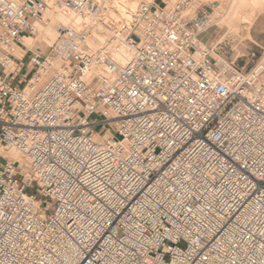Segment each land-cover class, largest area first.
Returning a JSON list of instances; mask_svg holds the SVG:
<instances>
[{"label": "built area", "instance_id": "built-area-1", "mask_svg": "<svg viewBox=\"0 0 264 264\" xmlns=\"http://www.w3.org/2000/svg\"><path fill=\"white\" fill-rule=\"evenodd\" d=\"M103 4L0 0V150L28 163L0 152V264H264L262 67L201 40L213 7L193 0L140 1L125 64L84 21L16 56L48 10ZM53 56L65 66L25 93Z\"/></svg>", "mask_w": 264, "mask_h": 264}, {"label": "bare ground", "instance_id": "bare-ground-1", "mask_svg": "<svg viewBox=\"0 0 264 264\" xmlns=\"http://www.w3.org/2000/svg\"><path fill=\"white\" fill-rule=\"evenodd\" d=\"M139 1L140 0H104L103 7L106 8L105 11H103L102 8L99 7L95 11V13L86 15L85 17H79L78 14H74L71 12L61 13L57 10H48L44 14L43 18L39 19L36 22V34H38V37L40 36L44 39L42 40L43 42L52 45L55 42L58 33L56 28L53 26L56 25V22H61L66 25L69 24L70 26L75 27L78 22L84 21L91 27L90 39L88 41L90 49L99 50L103 54H106L117 64H125L131 58V53L125 45L124 33L119 30V25L124 19H128L136 12ZM205 1L213 7V12L211 14L212 22H216L219 26L226 25L228 31L234 29L241 33L249 34L253 17L252 15L248 16V14L246 13V7H244V2H242V0ZM251 2L255 6V8H261L264 10V0H251ZM242 23L244 24L242 25ZM29 39L31 38H24V43L28 47ZM20 53L21 50L19 49L15 51L16 56H20ZM60 59L55 60L51 57L47 58L45 67L42 69H38L33 73L32 77L28 78L29 82L26 85L24 92L26 93L30 89L34 88L32 84H37L38 86L44 80L42 78L44 73H48V75L50 76L55 72L61 70L65 66L66 61L63 58ZM262 62L263 61H261V63L259 64L257 63L256 66L262 67L263 72L261 77H263L264 79V62ZM94 74H99L101 77L105 76V72L103 71V69L98 66H95L92 69L89 78H91ZM111 133L112 130H107L106 132L107 135ZM95 137L99 140L102 139V136H99L97 134L95 135ZM0 152L8 156L11 160H18L21 167L26 168L28 166L27 160L18 151L11 149L0 150ZM36 204L38 205L39 203L37 202Z\"/></svg>", "mask_w": 264, "mask_h": 264}, {"label": "rangeland", "instance_id": "rangeland-1", "mask_svg": "<svg viewBox=\"0 0 264 264\" xmlns=\"http://www.w3.org/2000/svg\"><path fill=\"white\" fill-rule=\"evenodd\" d=\"M140 1H147V0H140ZM242 2H244V7H246L245 10L248 16L252 15L253 17L252 18L253 20L250 25V30L255 29V28L258 29L256 24L258 25V23H261L260 28L263 32L261 34H258L256 32V35H259V37L262 38V42L260 44L263 46V48H261L260 46H258V44H256L255 36L250 34V30H249V34L241 33L234 29L228 31V28L226 27V25L219 26L216 22H215L216 26H213L208 32L200 34L199 38L203 41H208L211 37V33L214 31V35H215L214 43L216 42L221 43L220 49L219 47L218 48L216 47L217 50L220 52V55L225 56L226 58H229V59L236 58V63L239 66L245 65V69L248 70L249 68L254 66L256 63L259 64L261 63V61L264 62V10L261 8H255L251 0H242ZM207 4L208 3L205 0H193L192 10L195 11L198 7L202 5H207ZM243 24L244 23H242V25ZM53 26L55 27V25ZM36 35L37 36L29 39L28 41L29 48H31L33 51L41 55H45L46 53H48L47 47L50 46V44L43 42L42 40L44 39L40 36L38 37V34ZM57 36H58V33H57ZM51 58L55 60L60 59L59 57H54V56ZM47 75L48 73L46 74L44 73V75L42 76L44 80L42 79L43 80L42 82H44L47 79V77L49 76ZM261 79L264 82L263 77H261ZM41 83L38 86L37 84H32L34 88L30 89L26 93L27 94L33 93L41 85ZM18 84L21 86L23 84L22 80H19ZM92 118L95 120L96 119L100 120L101 116L95 114V115H92ZM108 126L111 127L112 125L108 124ZM94 129L96 131H102V126L96 125ZM27 192L36 193V191L33 188H28Z\"/></svg>", "mask_w": 264, "mask_h": 264}, {"label": "crops", "instance_id": "crops-1", "mask_svg": "<svg viewBox=\"0 0 264 264\" xmlns=\"http://www.w3.org/2000/svg\"><path fill=\"white\" fill-rule=\"evenodd\" d=\"M256 26L258 27V29L257 28H255V29H252V30H250V34L251 35H254L255 36V42H256V44H258V46H260L261 48H263V46L260 44L261 42H262V38L261 37H259V35H256V32L258 33V34H261L263 31L261 30V28H260V26H261V23H258V25L256 24ZM211 29V28H210ZM209 29V30H210ZM208 30V31H209ZM207 31V32H208ZM203 34V33H202ZM214 41H215V35H214V31L211 33V37H210V39L208 40V41H206L207 43H214ZM20 48V50H21V52H27V53H29L30 52V50H32L31 48H29L28 46H27V48H22V47H19Z\"/></svg>", "mask_w": 264, "mask_h": 264}]
</instances>
